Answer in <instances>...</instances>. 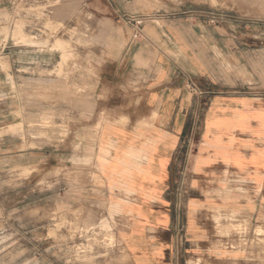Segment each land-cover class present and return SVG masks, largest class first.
<instances>
[{
	"label": "crops",
	"instance_id": "obj_1",
	"mask_svg": "<svg viewBox=\"0 0 264 264\" xmlns=\"http://www.w3.org/2000/svg\"><path fill=\"white\" fill-rule=\"evenodd\" d=\"M256 1L37 0L75 5L65 22L76 25L61 31L71 46L62 68L53 41L0 36V130L15 124L10 76L45 92L52 81L70 85L77 103L61 113L93 118L59 161L91 164L96 181L80 193L124 218L132 264L264 260V91H242L258 83L242 69L244 44L254 43L243 19ZM13 3L0 8L14 14ZM118 13L149 16L139 39ZM17 138L0 136L2 154Z\"/></svg>",
	"mask_w": 264,
	"mask_h": 264
},
{
	"label": "rangeland",
	"instance_id": "obj_2",
	"mask_svg": "<svg viewBox=\"0 0 264 264\" xmlns=\"http://www.w3.org/2000/svg\"><path fill=\"white\" fill-rule=\"evenodd\" d=\"M12 1L14 14L0 8V36L5 42L11 38L33 43L53 41L54 48L63 50L62 68L71 46L61 31L76 25L73 20L65 22V16L75 12V5ZM253 7V17L243 19L244 32H253L254 43L249 36L244 44L242 69L245 77L253 75L258 83L242 91H264V0H257ZM88 16L84 25L91 27L93 17ZM135 17L146 21L149 16L118 13L116 19L132 28L130 21ZM27 27L33 29V35L27 33ZM9 69L4 64V70ZM10 78L16 97L8 103L14 111L8 121L15 124L0 130V136L13 133L19 138L5 154L0 150V264H132L123 244L127 229L124 218L118 212L103 210L95 196L80 193L96 181L91 164H82L75 157L68 166L59 161L61 153L68 150L70 158L79 149V127L93 116L61 113L77 103L69 84L52 81L45 92L42 82L18 84ZM18 148L24 152L18 153ZM27 150L37 153L35 162L22 157ZM43 155L49 158L44 160ZM255 264H264V260Z\"/></svg>",
	"mask_w": 264,
	"mask_h": 264
},
{
	"label": "built area",
	"instance_id": "obj_3",
	"mask_svg": "<svg viewBox=\"0 0 264 264\" xmlns=\"http://www.w3.org/2000/svg\"><path fill=\"white\" fill-rule=\"evenodd\" d=\"M144 21L143 17H135L131 19L130 23L132 25L134 39H139L143 35Z\"/></svg>",
	"mask_w": 264,
	"mask_h": 264
}]
</instances>
